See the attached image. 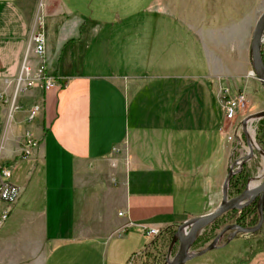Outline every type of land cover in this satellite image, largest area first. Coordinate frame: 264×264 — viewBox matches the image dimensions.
Listing matches in <instances>:
<instances>
[{
    "label": "crops",
    "instance_id": "1",
    "mask_svg": "<svg viewBox=\"0 0 264 264\" xmlns=\"http://www.w3.org/2000/svg\"><path fill=\"white\" fill-rule=\"evenodd\" d=\"M139 1L0 0V182L9 169L21 189L0 199V264H129L157 240L149 228L162 237L223 201L235 143L221 97L259 86L264 0ZM39 18L43 58L31 47ZM25 58L55 86L16 96ZM237 237L219 243L233 244L222 263L185 264H264V224L261 242Z\"/></svg>",
    "mask_w": 264,
    "mask_h": 264
},
{
    "label": "rangeland",
    "instance_id": "2",
    "mask_svg": "<svg viewBox=\"0 0 264 264\" xmlns=\"http://www.w3.org/2000/svg\"><path fill=\"white\" fill-rule=\"evenodd\" d=\"M147 3H148L147 0H143V1L140 0L139 6L145 7L148 5ZM138 10H139V14L142 17L148 16V13H145L147 11H145V10L142 11L141 9H138ZM99 11L100 10L96 9V13H95L96 17L99 15V13H98ZM170 21H174V20L170 19ZM252 78L253 79L250 78V80L256 79V81H258V83H259L258 84L259 86L255 88L254 85H251L250 88L247 90L248 94L246 92L242 91L247 95L248 103L246 104V107H245L244 111L242 112V114L239 115L238 119H240L241 117H244V116H250L251 114H258V113H261L262 111H264V90H263V87H262L260 81L258 80L256 73L254 75H252ZM257 93H259V94H257ZM251 118H253V120L250 119V121H255V123L252 124L253 126L251 125V128L249 129V131H251L253 133L254 140L256 141L258 146L260 147L261 151L254 149L253 154H250V155L247 154L248 149H249L250 144H251L250 143V137L249 138L246 137L245 134H242L241 131H239L238 134L237 133L235 134V136L241 141V145L238 147L237 151H235V153H233L231 156L232 167H230L229 173L231 171V168L233 169V171H235V173L233 174V176L231 177V179L229 181V189L227 191L229 197H233V196H236L239 194V191H237L234 187V182L232 181L233 177L241 176L242 178H240V179H242L244 181L243 185L241 186V188L239 190H241L242 188H243V190L245 189L249 179H256L257 178L256 180H258V182H262L264 179L262 177V175L264 173V157H263V154H264V116L261 119L258 116L256 118V115L252 116ZM247 131H248V129H247ZM241 134L243 135V137H241ZM248 134L250 136V133H248ZM246 156H248L249 158L247 159ZM239 162H241V164H239ZM243 186H245V187H243ZM255 202L257 205L258 204L257 201H255ZM230 211H232V210H230ZM230 211L223 214L222 215L223 217L221 216L222 218H220V219L218 218L219 223H220V227H219L220 229H216V231H215L216 234H218L226 225L231 223L230 220H232V217H229ZM256 221H257V223L259 221L258 207H257ZM263 224H264V222H263ZM210 228H211V226L208 225L202 231H200L199 235L197 236V238L195 239V241L193 243V246H192L193 252L200 251L201 249L205 248L214 239V238H212V239L208 240L207 242H203V241L200 242V240H199V238L203 236V233H205V234L209 233ZM230 232L231 231L226 232L224 234V236L221 238L219 243H223L224 241H226ZM174 234H175V231L172 230L169 234L160 237V235H161V233H160V235H158L157 237H154V238H157V240H155L156 242L154 243V245L149 246L148 248H146L144 251H142L139 254L133 255L130 258L129 262L131 264H168V262L171 260V258L174 256V254L177 252V249L179 247L178 241L174 240ZM262 236H263V225L256 232L238 234L237 238H239L240 242H236L234 244H238L240 246H243L246 243H253L254 244V242H261L263 240ZM145 240L148 243L152 239L150 236L147 235ZM232 245L233 244H229V246L227 245V246H224L222 248H215L213 250L208 251L206 254L200 256V258H197V259L207 260V259L213 258L215 260L219 259L218 263H222L221 261L223 259H226L228 254L221 255L218 253L224 249L232 252ZM137 252H139V251H137ZM204 264H206V262H204Z\"/></svg>",
    "mask_w": 264,
    "mask_h": 264
},
{
    "label": "built area",
    "instance_id": "3",
    "mask_svg": "<svg viewBox=\"0 0 264 264\" xmlns=\"http://www.w3.org/2000/svg\"><path fill=\"white\" fill-rule=\"evenodd\" d=\"M37 21L39 22L37 23L31 37V47L33 52L37 56L43 58L46 49L45 31L44 25L42 23L43 20L39 18V20ZM262 54L264 57V33L262 37ZM251 74L254 75L255 72H252ZM37 82L42 83L45 88H52L53 86H55V79L49 77V75L47 74L45 63H42L38 67L34 68L29 65L27 58H25L16 80V96L18 95V93L34 86ZM247 103V95L244 92L240 91L236 95H231L228 89L225 88L223 90L221 104L223 105L225 118L229 122L230 128L233 129V134L228 135V139L235 143L233 153H235V151H237L238 147L241 145V141L235 136V134H238L239 131H241L242 134H245V136L249 138L248 131L251 128V125L255 123V121H250V119L256 114H251L250 116H244L238 119L239 115H241L244 111ZM17 108L18 107L15 106V109ZM40 110V105L36 104L31 107L27 117L28 122H32L37 117ZM261 118L262 117H260V119ZM228 126H225V131L227 130ZM242 134L241 137H243ZM37 144L38 141L37 139H35L34 135L30 131H27L24 141V153L26 157L32 154ZM1 176L2 180L0 182V199L6 203L12 204L19 197L21 189L18 185L10 181L11 172L9 169L2 168ZM8 215V210L0 213V229L3 227L5 221L7 220ZM160 233L161 231L158 228H149L147 231V235L150 237H157L158 235H160ZM129 264L131 263L129 262Z\"/></svg>",
    "mask_w": 264,
    "mask_h": 264
},
{
    "label": "water",
    "instance_id": "4",
    "mask_svg": "<svg viewBox=\"0 0 264 264\" xmlns=\"http://www.w3.org/2000/svg\"><path fill=\"white\" fill-rule=\"evenodd\" d=\"M263 33L264 11L256 22L251 42V52L255 65V73L264 90V59L262 54ZM262 115L264 116V111H262ZM234 173L235 171L231 168L225 183L223 201L213 211L199 217L188 219L177 226L174 234V240L178 241L179 247L168 264H185L188 260L217 248L221 238L228 231L231 232L226 242H230L238 234L256 232L262 227L264 222V179L253 188H249V179L245 189L241 193L236 196L229 197L227 193L229 189V181ZM255 201L258 203L257 207L259 212V221L255 226L244 227L237 223H230L226 225L205 248L196 252L192 251L195 239L199 235L200 231H202L206 226L214 223L226 212L235 209H244ZM184 231H186L185 236L183 235Z\"/></svg>",
    "mask_w": 264,
    "mask_h": 264
},
{
    "label": "trees",
    "instance_id": "5",
    "mask_svg": "<svg viewBox=\"0 0 264 264\" xmlns=\"http://www.w3.org/2000/svg\"><path fill=\"white\" fill-rule=\"evenodd\" d=\"M264 59V57H263ZM241 176L233 177L234 187L239 193L242 192L243 188L241 186L243 185L244 181ZM245 187V186H243ZM223 217V216H222ZM220 217V218H222ZM229 217H232L231 223L236 222L244 227H251L256 225V217H257V205L256 202L252 203L251 205L245 207L244 209H235L229 212ZM219 218V219H220ZM219 219H217L214 223L210 224L211 228L209 229V233H203V236L199 238L200 242H207L208 240L214 238L217 234L215 233L216 229H220V223ZM155 242V241H154ZM152 242L151 245L154 244Z\"/></svg>",
    "mask_w": 264,
    "mask_h": 264
},
{
    "label": "bare ground",
    "instance_id": "6",
    "mask_svg": "<svg viewBox=\"0 0 264 264\" xmlns=\"http://www.w3.org/2000/svg\"><path fill=\"white\" fill-rule=\"evenodd\" d=\"M257 116L258 117H262L263 115H262V112L261 113H258V114H256V118H257ZM251 120H253V118H251ZM249 133H250V147H249V149H248V153L247 154H253V152H254V149H257V150H260L261 151V149H260V147L258 146V144L256 143V141L254 140V137H253V133L251 132V131H249ZM263 157H264V154H263ZM246 158L248 159L249 157L248 156H246ZM242 161V160H241ZM239 164H241V162H239ZM262 177L264 178V173H263V175H262ZM260 178V177H259ZM257 179V178H256ZM256 179H250V182H249V188H253V187H255V186H257L260 182H258V180H256ZM183 235L185 236L186 235V231H184L183 232Z\"/></svg>",
    "mask_w": 264,
    "mask_h": 264
},
{
    "label": "flooded vegetation",
    "instance_id": "7",
    "mask_svg": "<svg viewBox=\"0 0 264 264\" xmlns=\"http://www.w3.org/2000/svg\"><path fill=\"white\" fill-rule=\"evenodd\" d=\"M233 223H236V222H233ZM238 224V223H237Z\"/></svg>",
    "mask_w": 264,
    "mask_h": 264
}]
</instances>
